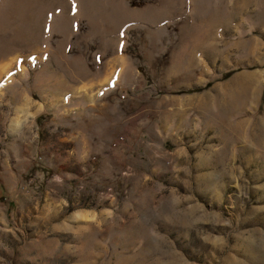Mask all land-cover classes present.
<instances>
[{"label":"rangeland","instance_id":"rangeland-1","mask_svg":"<svg viewBox=\"0 0 264 264\" xmlns=\"http://www.w3.org/2000/svg\"><path fill=\"white\" fill-rule=\"evenodd\" d=\"M0 264H264V0H0Z\"/></svg>","mask_w":264,"mask_h":264}]
</instances>
